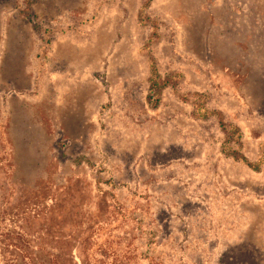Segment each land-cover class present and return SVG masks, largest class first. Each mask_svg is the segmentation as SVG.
Listing matches in <instances>:
<instances>
[{
	"label": "rangeland",
	"instance_id": "374dc122",
	"mask_svg": "<svg viewBox=\"0 0 264 264\" xmlns=\"http://www.w3.org/2000/svg\"><path fill=\"white\" fill-rule=\"evenodd\" d=\"M144 2L0 0V264H264V0Z\"/></svg>",
	"mask_w": 264,
	"mask_h": 264
},
{
	"label": "trees",
	"instance_id": "16d2710c",
	"mask_svg": "<svg viewBox=\"0 0 264 264\" xmlns=\"http://www.w3.org/2000/svg\"><path fill=\"white\" fill-rule=\"evenodd\" d=\"M151 1L152 0H145L144 5L147 6ZM152 35H157V32H153ZM151 74L152 76L149 79V85H148L149 92L146 95V101L150 105H155L156 103H158L161 91L166 86L175 84V80H173V77L170 75H165L163 77H160L159 75H157V73H155V69L153 66H152ZM182 98L185 101H189V98L187 96H182ZM192 103H193L192 115L194 118L206 119L209 116L215 115L218 118V122L221 128L223 129V131L227 132V135H230L228 137H231L232 133L237 134L238 136L240 135L239 128L237 126H232L229 128L230 130L227 131V125L223 120L222 113L217 110H207L204 107V103L201 98L199 97H196L195 99L193 98ZM226 153L234 160L242 161L243 163H245L247 167H249L253 171H258L263 163L262 160H259L257 162H252L245 155H243L241 152L235 149H229L226 151Z\"/></svg>",
	"mask_w": 264,
	"mask_h": 264
}]
</instances>
